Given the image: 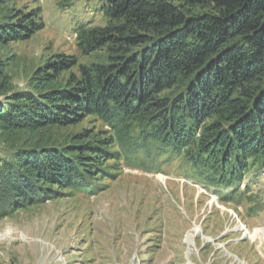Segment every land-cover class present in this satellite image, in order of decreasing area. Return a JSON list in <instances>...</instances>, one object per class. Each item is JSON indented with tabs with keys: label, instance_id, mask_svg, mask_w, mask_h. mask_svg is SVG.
<instances>
[{
	"label": "trees",
	"instance_id": "1",
	"mask_svg": "<svg viewBox=\"0 0 264 264\" xmlns=\"http://www.w3.org/2000/svg\"><path fill=\"white\" fill-rule=\"evenodd\" d=\"M15 2L0 0L3 46L46 26L41 6ZM97 2L103 23H81L76 42L98 60L57 53L15 89L0 58V218L89 189L134 137L205 169L223 202L237 197L264 168V0ZM88 117L110 131H71Z\"/></svg>",
	"mask_w": 264,
	"mask_h": 264
},
{
	"label": "rangeland",
	"instance_id": "2",
	"mask_svg": "<svg viewBox=\"0 0 264 264\" xmlns=\"http://www.w3.org/2000/svg\"><path fill=\"white\" fill-rule=\"evenodd\" d=\"M61 1L11 3L41 6L46 24L27 41L0 45L15 89L28 87L34 69L57 53L98 60L82 56L76 42L81 23H103L97 0ZM97 120L88 117L71 131H110ZM143 145L134 137L114 146L109 167L89 189H67L0 218V264H264V168L223 202L228 189L206 180V170L180 151ZM255 229L262 240L259 232L252 237Z\"/></svg>",
	"mask_w": 264,
	"mask_h": 264
},
{
	"label": "built area",
	"instance_id": "3",
	"mask_svg": "<svg viewBox=\"0 0 264 264\" xmlns=\"http://www.w3.org/2000/svg\"><path fill=\"white\" fill-rule=\"evenodd\" d=\"M212 198H213V200L215 201V197H213L212 196ZM235 212V211H234ZM240 222H241V220H240ZM241 224H242V227L244 228V233H243V236H249V235H246V234H248V232L250 231L249 230V228L245 225V224H243L242 222H241ZM257 229V228H256ZM256 229L253 231V234H255L254 236H252V237H256V235H257V233L259 232V231H257V232H255L256 231ZM263 228H261V227H259V230H262ZM263 231H264V229H263ZM259 234V238L262 240V233L261 232H259L258 233ZM263 234H264V232H263Z\"/></svg>",
	"mask_w": 264,
	"mask_h": 264
},
{
	"label": "bare ground",
	"instance_id": "4",
	"mask_svg": "<svg viewBox=\"0 0 264 264\" xmlns=\"http://www.w3.org/2000/svg\"><path fill=\"white\" fill-rule=\"evenodd\" d=\"M193 230H194V229H193ZM257 230H258V229H257ZM197 231H198V229L196 228V229L194 230V232L197 233ZM248 233H250V231H249ZM253 235H254V234H253ZM192 236H193V235H192ZM193 238H194V237H193ZM188 242H189L190 244L193 243V239H192L191 236L188 237Z\"/></svg>",
	"mask_w": 264,
	"mask_h": 264
}]
</instances>
